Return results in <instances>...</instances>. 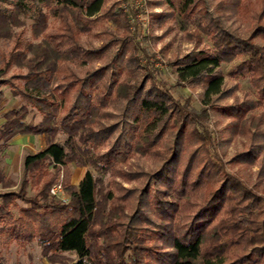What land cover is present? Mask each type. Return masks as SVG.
Returning <instances> with one entry per match:
<instances>
[{
    "label": "trees",
    "instance_id": "16d2710c",
    "mask_svg": "<svg viewBox=\"0 0 264 264\" xmlns=\"http://www.w3.org/2000/svg\"><path fill=\"white\" fill-rule=\"evenodd\" d=\"M108 1L0 0V104L5 88L25 102L0 126V245L35 243L49 264H264V0L148 1L169 9L155 24L172 21L167 31L186 38L201 19L192 37L210 48L171 64L208 100L198 110L140 66L147 56ZM27 16L32 41L16 31ZM236 58L228 75L251 88L241 100L220 72ZM212 117L247 139L227 164L257 166L252 185L226 170ZM20 136L44 148L16 181L1 163ZM71 166L92 172L74 185ZM59 182L65 199L50 195Z\"/></svg>",
    "mask_w": 264,
    "mask_h": 264
},
{
    "label": "rangeland",
    "instance_id": "374dc122",
    "mask_svg": "<svg viewBox=\"0 0 264 264\" xmlns=\"http://www.w3.org/2000/svg\"><path fill=\"white\" fill-rule=\"evenodd\" d=\"M148 1L149 0H109L106 7H108L111 3H114L118 11H120L126 17V23L129 26L130 38L134 43H137L143 48L144 54L147 56L146 58L143 56V54L137 55L139 57L138 61L140 66L144 69L146 68L150 70H156L159 77L170 87L171 94L175 99H178L182 102L189 100L192 104V107L195 110H198L200 106L208 100L203 98L200 88L181 85V83L178 82L177 76L172 72L171 64L174 60L185 54L210 48L211 45L205 36H200V43L196 38L192 37V35L198 31L197 25L201 19L198 16L194 17L192 25L188 30L189 35L187 36V39L184 37V34L181 35V33H178L177 29L170 28V31H167L169 28L168 26H173L172 21H168L166 24L161 26L155 24L153 21L154 14H159L163 10L169 9H167L168 7L165 5H149ZM21 19L24 21L25 25L16 31H22V39L25 41H32V21L30 16L21 17ZM108 27L110 30L116 31L115 26L108 25ZM33 42L35 43L37 41L34 40ZM93 44L97 46L99 45V42L96 40L93 42ZM241 60V58H236L220 67V72L224 76V88H231V90H233L234 97L238 98L239 100L243 98L244 93L251 90L250 85L246 79L230 77L228 73ZM9 74H12V72ZM4 93L5 99L0 104V126L3 123L2 116L5 112L10 109H18L20 106L25 104L22 99L14 98L8 88L4 89ZM234 97L228 98L226 102L232 103ZM29 110L30 114L28 115V119H33L35 123H38L41 120V116L30 107ZM226 124V120L212 117L211 130L218 133V152L221 155L222 160L226 163L225 168L227 171L232 173L236 172L243 179H246V177L249 176L252 185L255 182V173L258 169L257 166L252 167L249 171H239L240 168L227 164L228 160L234 157L237 153L246 149L247 139L239 135L233 138L229 137L227 134L222 132ZM64 138V136L59 135L57 141L63 142ZM43 148L44 141L42 137H24L13 139L9 143L5 153L2 155L1 169L3 173L13 180L20 181L24 158L28 154H35L41 151ZM77 169L79 168L71 166L73 175L75 172L74 170ZM80 169L82 175L87 171H91L88 168ZM73 182L74 184L79 182V179L76 175L73 176ZM121 183L125 188H130L132 186V184L122 181ZM33 193L34 191L30 190L29 194L32 195ZM0 251L4 258V264H49L46 258L42 256L40 248L35 243L25 245L24 247H20L15 244H12L8 247L0 245ZM64 256L67 260L75 258V256L72 254H65ZM63 264L72 263L66 262Z\"/></svg>",
    "mask_w": 264,
    "mask_h": 264
},
{
    "label": "built area",
    "instance_id": "2783aa9c",
    "mask_svg": "<svg viewBox=\"0 0 264 264\" xmlns=\"http://www.w3.org/2000/svg\"><path fill=\"white\" fill-rule=\"evenodd\" d=\"M50 195L54 197H60L61 199H65L63 189L61 186V183L55 184L51 189H50Z\"/></svg>",
    "mask_w": 264,
    "mask_h": 264
},
{
    "label": "crops",
    "instance_id": "0c3cea01",
    "mask_svg": "<svg viewBox=\"0 0 264 264\" xmlns=\"http://www.w3.org/2000/svg\"><path fill=\"white\" fill-rule=\"evenodd\" d=\"M29 137H33V136H27V137H25V138H29ZM17 138H24V137H16V138H14V139H17ZM36 138V137H35ZM75 172H74V175H76L77 177H78V179H79V182L82 180V178L84 177V173H83V175L81 174V169L79 168V169H77V170H74ZM73 172V171H72ZM73 173H72V184H74V182H73ZM79 182L78 183H76V184H74V185H78L79 184Z\"/></svg>",
    "mask_w": 264,
    "mask_h": 264
}]
</instances>
